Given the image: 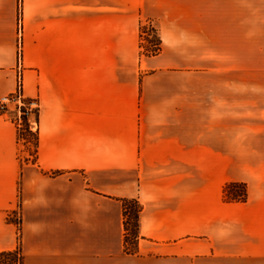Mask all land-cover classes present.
Instances as JSON below:
<instances>
[{"label":"crops","instance_id":"crops-1","mask_svg":"<svg viewBox=\"0 0 264 264\" xmlns=\"http://www.w3.org/2000/svg\"><path fill=\"white\" fill-rule=\"evenodd\" d=\"M20 79L38 145L0 113V252L264 264V0H0V97Z\"/></svg>","mask_w":264,"mask_h":264},{"label":"trees","instance_id":"trees-1","mask_svg":"<svg viewBox=\"0 0 264 264\" xmlns=\"http://www.w3.org/2000/svg\"><path fill=\"white\" fill-rule=\"evenodd\" d=\"M160 45V44H159ZM30 134V133H29ZM34 137V146H35V154L37 151L38 145V134H32ZM239 189H241V193L239 194ZM228 193L232 194L233 199L236 200H245L247 197V189L245 184L242 183H232L227 185L225 189ZM123 208H124V216H125V239L126 242H129V238L133 236L132 239H138L140 234V213L142 206L136 199H123ZM131 220L133 221V225L131 228ZM136 244V243H135ZM2 258H12L11 260L15 261V264H23V255L21 252V248H17L14 250H7L0 252V264Z\"/></svg>","mask_w":264,"mask_h":264},{"label":"built area","instance_id":"built-area-1","mask_svg":"<svg viewBox=\"0 0 264 264\" xmlns=\"http://www.w3.org/2000/svg\"><path fill=\"white\" fill-rule=\"evenodd\" d=\"M146 42V40H145ZM160 50L159 43H155L150 47V51L158 52ZM37 100L36 99H27L24 96L23 92V82L20 79L18 83V87L16 91L11 94L0 97V113H11L14 112L16 116L19 117V121L22 120L23 117H29V129L31 132L38 134V121L31 120L30 117L34 113L37 117ZM28 143V140L24 137L21 139V142ZM13 220L17 223L20 233L21 228V212L20 209L17 208L11 213ZM10 215V216H11Z\"/></svg>","mask_w":264,"mask_h":264},{"label":"rangeland","instance_id":"rangeland-1","mask_svg":"<svg viewBox=\"0 0 264 264\" xmlns=\"http://www.w3.org/2000/svg\"><path fill=\"white\" fill-rule=\"evenodd\" d=\"M150 44L151 46H153L156 42L155 38L150 39ZM144 44H145V40H144ZM28 99V98H27ZM14 112H11L9 115L11 117V119L13 120V122H16V124L18 125V134H19V140L22 146H24L26 149H29V151L31 152L32 155H35V146H34V137L32 134H36L34 132H31L29 129V117H23L21 121H19V117L14 115ZM31 120L35 121L37 119L36 114L34 113L33 115H31L30 117ZM30 133V134H29ZM26 138L28 140V143L26 141V143H22L21 139L22 138ZM241 189H239V194L241 193L240 191ZM124 221H125V216H124ZM133 225V221L131 220V228ZM133 236H131L129 238V242H128V247L133 250L135 248V243H136V239H132ZM17 248H20V246H18ZM12 259V258H11ZM10 258H2L1 259V263H5V264H15L14 260H11Z\"/></svg>","mask_w":264,"mask_h":264}]
</instances>
